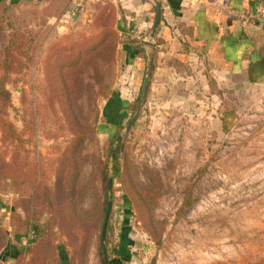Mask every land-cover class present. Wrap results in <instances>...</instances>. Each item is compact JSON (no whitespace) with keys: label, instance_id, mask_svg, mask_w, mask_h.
I'll return each instance as SVG.
<instances>
[{"label":"rangeland","instance_id":"obj_1","mask_svg":"<svg viewBox=\"0 0 264 264\" xmlns=\"http://www.w3.org/2000/svg\"><path fill=\"white\" fill-rule=\"evenodd\" d=\"M71 1L0 2V63L25 65L0 104L2 258L104 264L112 200L109 264H264V99L215 120L147 90L126 132L145 72L121 89L118 2Z\"/></svg>","mask_w":264,"mask_h":264},{"label":"crops","instance_id":"obj_2","mask_svg":"<svg viewBox=\"0 0 264 264\" xmlns=\"http://www.w3.org/2000/svg\"><path fill=\"white\" fill-rule=\"evenodd\" d=\"M17 3L20 0H0ZM120 7V56L129 59L122 88L145 72L148 38L156 19L152 0H115ZM162 19L148 48L153 68L150 96L164 109L230 119L245 105L264 99V0H160ZM141 32L140 36L135 32ZM139 45L144 52L138 51ZM137 48V49H136ZM165 111V110H164ZM4 209V208H3ZM6 228L5 224H0ZM10 242L2 250H7ZM0 253V261L7 264ZM11 264V263H8Z\"/></svg>","mask_w":264,"mask_h":264},{"label":"water","instance_id":"obj_3","mask_svg":"<svg viewBox=\"0 0 264 264\" xmlns=\"http://www.w3.org/2000/svg\"><path fill=\"white\" fill-rule=\"evenodd\" d=\"M152 1L155 4L156 19H155L153 28L150 31L148 38L143 40V43L147 47L144 80H143V84L141 87V92H140V96H139V102H138L137 110H136L135 114L133 115V117L130 119L129 123L126 125V132L130 129V127L133 125V123L137 120V118L141 112L142 105L145 101L146 92L148 90L151 72H152V59H151L150 53L148 51V48H152L156 44V42L154 41V38L158 32V28L160 26L161 19H162V4H161L160 0H152ZM122 136H123V134H119L116 137V143L120 141ZM114 151H115V146H112L111 157H113ZM112 185H113V179L110 178L109 179V189L112 188ZM111 211H112V200H108L105 219H104V223H103V227H102V234H101V249H102L104 264H109L107 249H106V234H107V227H108Z\"/></svg>","mask_w":264,"mask_h":264},{"label":"trees","instance_id":"obj_4","mask_svg":"<svg viewBox=\"0 0 264 264\" xmlns=\"http://www.w3.org/2000/svg\"><path fill=\"white\" fill-rule=\"evenodd\" d=\"M3 2V1H0ZM137 49V48H136ZM138 51L144 52V48L139 45V48L137 49ZM127 62H129V59H127ZM25 65H23V62L20 61L19 59H6L0 63V71L3 72L4 75H0V104L5 105V107L8 105H12V100H11V92L6 88V84L9 81V78L12 74L14 73H19L23 70ZM152 68H153V62H152ZM150 90V82H149V87L148 91ZM139 98V97H138ZM138 100V99H137ZM1 108V107H0ZM2 121V120H0ZM3 126L5 128H8L11 133H6L8 137L14 138L15 137V131L13 125L8 122V121H2ZM117 157V155H116ZM115 172L116 174L119 173L117 167H115ZM108 204V202H107ZM107 204H106V209H107ZM106 214V210H105ZM18 218H20V215H16ZM28 225V221H27ZM26 225V227H27ZM10 241L9 234L6 230L5 227L0 226V250L6 246V244ZM0 264H3L0 261Z\"/></svg>","mask_w":264,"mask_h":264},{"label":"built area","instance_id":"obj_5","mask_svg":"<svg viewBox=\"0 0 264 264\" xmlns=\"http://www.w3.org/2000/svg\"><path fill=\"white\" fill-rule=\"evenodd\" d=\"M103 0H72L70 4V13L76 15V13L82 10L88 2H101ZM256 14L259 18L264 20V3L259 2L256 7ZM141 32H135V35L140 36Z\"/></svg>","mask_w":264,"mask_h":264}]
</instances>
